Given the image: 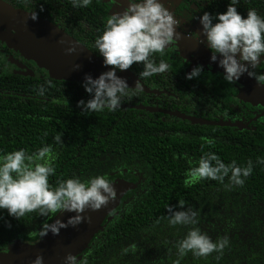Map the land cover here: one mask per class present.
<instances>
[{
	"label": "flooded vegetation",
	"instance_id": "1",
	"mask_svg": "<svg viewBox=\"0 0 264 264\" xmlns=\"http://www.w3.org/2000/svg\"><path fill=\"white\" fill-rule=\"evenodd\" d=\"M2 1L12 7L36 13L37 17L53 23L102 60V56L93 46L95 37L103 30L101 21L112 11L123 9L122 4L119 5L116 0H91L82 9L71 6L68 0ZM161 2L179 21L175 29L179 35L165 48L163 56L154 53L152 58L157 63L163 59L171 67L164 73L142 78L143 92L124 98L121 106L111 112L104 110L81 114L77 101L90 97L82 87L83 79L52 77L35 60L24 56L19 49L8 46L0 38V73L16 77L14 90L1 92L12 95L5 99L15 100L16 105L13 107L17 109L16 141L0 143V152L24 148L31 153L45 144L51 145L55 155V174L49 176V183L53 187L58 179L75 176L85 180L98 174L105 176L109 182L121 179L132 183L130 189L123 193L119 204L102 220L101 229L91 236L78 259L90 247L101 248L103 245L118 244V240L103 236L108 230L106 222L114 220L118 214L124 212L125 203H130L135 198L157 195V190L153 187L154 181L150 179L153 174L148 167L167 164L165 158H171L173 152L184 160L194 157V154L196 156V149L201 144L191 145V141L197 139L200 143L205 140L208 145L212 144L215 131L212 127L215 126L224 128L219 130L225 131L232 146L237 149H261L264 142V104L245 94L241 83H229L223 79V73L214 71L212 66L198 63L193 55H182L184 52L181 41L211 53L206 43L201 42L203 34L199 17L203 11L210 14L225 11L228 0ZM246 2L247 0H238L236 6ZM101 11L106 15L103 16ZM88 12H94V18L88 19ZM197 34L201 40H198ZM261 58L253 69L256 73H264V54ZM197 64L202 66L200 75L186 79L185 73ZM141 70L142 64L133 62L127 69H117L116 72H124L125 81L131 87L140 79L138 74ZM45 80L52 83L45 85L44 95H38L36 88L44 84ZM3 107L7 109L8 105L4 104ZM23 112L30 117L27 124L21 119ZM189 118L224 124L197 122ZM123 124L128 127H122ZM122 131L140 136L141 142H134L132 139L126 143V147L124 143L116 142ZM25 132L30 135L29 139L25 137L27 140L22 136ZM57 135L61 136L62 143L53 139ZM181 136L188 138V143L183 146ZM225 198L221 194L215 200L211 199L206 213H229L231 201H223ZM200 212H203L202 208ZM259 212L263 220L264 207L260 202ZM56 214L49 218L33 212L17 220L9 216L6 209H0V254L6 252L15 241L35 242L40 237L38 232L41 225L44 222L51 223ZM199 226L200 230L212 234V219L210 222L200 223ZM257 227L259 238L264 239V221Z\"/></svg>",
	"mask_w": 264,
	"mask_h": 264
},
{
	"label": "clouds",
	"instance_id": "2",
	"mask_svg": "<svg viewBox=\"0 0 264 264\" xmlns=\"http://www.w3.org/2000/svg\"><path fill=\"white\" fill-rule=\"evenodd\" d=\"M90 3L91 0H71L73 7L82 8ZM117 3L120 5L121 0H117ZM237 3L238 0H228L223 12L210 14L203 11L199 17L203 40L197 34L198 40L206 43L210 49V60L217 61L219 54L217 63L224 70L225 81L232 83L241 74L247 73L258 83L264 84V73L253 71L264 54V17L258 15L255 9H248L242 17L237 11ZM31 18L35 19L36 13H32ZM178 24L179 21L161 0H127L121 11H112L104 19L103 30L99 31L93 42L103 58V64L112 67L95 78L87 73L84 75L81 84L90 97L77 101L81 114L115 111L124 98L143 92L142 78L168 71L171 66L165 60L160 59L157 63L152 56L154 53L164 55L165 48L179 35L175 31ZM59 42L65 43L63 40ZM67 43L64 50L73 52V43ZM133 62L142 64V70L138 74L140 79L130 87L124 78L116 75V71L127 69ZM201 70L202 66L197 64L185 73V78L198 77ZM51 83L45 80L36 88L37 94L44 95L45 85ZM53 139L62 143L60 135ZM173 158H176V153H173ZM54 160L52 146L48 144L31 153L24 148L0 152V209H6L7 214L17 220L33 212L49 218L58 211L74 213L66 220L56 218L51 223L44 222L38 232L40 237L49 231L56 235L61 228L86 221L88 217L81 215L85 208L98 210L116 195L109 180L99 174L85 180L75 176L58 179L53 187L49 183V176L55 174ZM256 163L264 164V158L257 157ZM252 169V160L244 165H238L235 160L225 163L216 153L208 151L187 170L185 184L191 185L205 178L223 182L227 177L226 186H239ZM166 209L169 226H193L175 243L178 256L182 257L190 251L194 257H204L212 252L220 253L228 245L227 236L213 240L195 227L196 211L183 207L176 210L171 206ZM63 260L64 264H87L85 258L78 259L72 253H66ZM30 264H42V256L37 254ZM173 264L178 262L174 261Z\"/></svg>",
	"mask_w": 264,
	"mask_h": 264
},
{
	"label": "trees",
	"instance_id": "3",
	"mask_svg": "<svg viewBox=\"0 0 264 264\" xmlns=\"http://www.w3.org/2000/svg\"><path fill=\"white\" fill-rule=\"evenodd\" d=\"M68 2L72 6L71 0ZM247 2L236 6L242 16L246 15L248 9H255L258 15L264 17V0ZM101 14L106 15L104 11H101ZM86 15L90 19L94 18L95 14L88 12ZM103 21L104 19L101 22ZM15 81L14 75L0 73V143L16 141L17 109L13 107L16 101L5 99L6 96L12 95L1 92L13 91ZM4 104L8 105L7 109L3 107ZM21 119H24L26 124L30 121L26 112L21 114ZM122 127L128 125L123 124ZM212 128L215 129L212 144L208 145L205 140L200 143L197 139L191 141V145L201 144L198 150L196 149L199 155L194 154V157L184 160L177 155L174 159L172 154L171 158H165L167 164L148 167L153 174L150 179L154 181L153 187L156 188L157 195L135 198L130 203H125L124 212L118 214L114 220L106 222L108 230L103 236L118 240V244L85 249L81 258H85L87 264H173L174 261L178 264H264V239L259 238L257 227L264 221L259 212V202L264 207V164L256 163L257 157L264 158V142L261 149H237L232 146L225 131L219 130L224 128ZM22 136L30 138L28 132ZM118 138L116 142L124 143L125 147L132 139L134 142H141L140 136H133L126 131L120 132ZM181 139V146L188 143L187 137L181 136ZM208 151L216 153L225 163L235 160L238 165H244L248 160H252V172L239 186H226L227 177L223 182L205 178L191 185L185 184L187 170L194 166L200 155ZM221 194L226 196L223 201H231V211L226 214H207L206 208L211 199L215 200ZM168 206L176 210L183 207L185 210L196 211L195 227L199 229L200 223L210 222L212 219V234L201 231L213 240L227 236L228 245L222 252H212L204 257H194L190 251L182 257L178 256L175 243L193 226H169L166 220ZM200 208L203 212H200Z\"/></svg>",
	"mask_w": 264,
	"mask_h": 264
},
{
	"label": "water",
	"instance_id": "4",
	"mask_svg": "<svg viewBox=\"0 0 264 264\" xmlns=\"http://www.w3.org/2000/svg\"><path fill=\"white\" fill-rule=\"evenodd\" d=\"M126 2V0H121L123 7ZM31 14V12L12 7L0 0V38L8 46L19 49L24 56L35 60L52 77L83 79L87 73L95 78L108 69L102 59L93 54L85 45L41 17L36 16L32 19ZM60 40L65 43H60ZM68 41H71L75 47L71 53L64 50L68 46ZM180 45L184 57L193 55L198 63L210 65L214 71L223 73V68L217 63L219 57L217 61H212L210 52L187 42L181 41ZM246 74H241L235 81L244 86L245 94L264 104V86ZM116 75L125 79L124 72H116ZM189 119L209 124H224L196 118ZM110 183L116 190L115 198L98 210L85 208L81 215L88 217L86 221L82 220L76 226L61 228L56 235L49 231L33 243L15 241L6 252L0 254V264H30L37 254L42 256V264H64L63 257L66 253L79 257L91 236L100 228L102 220L116 207L123 193L132 186V183L121 179ZM73 214L67 210L59 211L53 220L56 218L66 220Z\"/></svg>",
	"mask_w": 264,
	"mask_h": 264
}]
</instances>
